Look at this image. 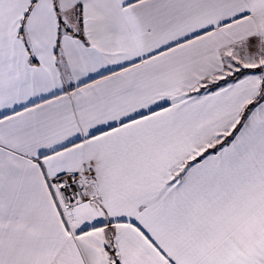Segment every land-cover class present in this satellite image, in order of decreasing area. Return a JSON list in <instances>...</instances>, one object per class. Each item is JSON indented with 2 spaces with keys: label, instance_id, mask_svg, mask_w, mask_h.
Returning <instances> with one entry per match:
<instances>
[{
  "label": "snow or ice",
  "instance_id": "obj_1",
  "mask_svg": "<svg viewBox=\"0 0 264 264\" xmlns=\"http://www.w3.org/2000/svg\"><path fill=\"white\" fill-rule=\"evenodd\" d=\"M0 264H264V0H0Z\"/></svg>",
  "mask_w": 264,
  "mask_h": 264
}]
</instances>
